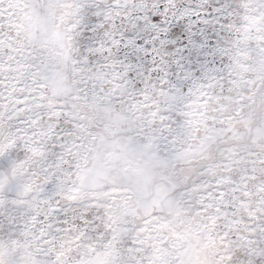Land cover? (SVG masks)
Masks as SVG:
<instances>
[{"label": "snow or ice", "instance_id": "snow-or-ice-1", "mask_svg": "<svg viewBox=\"0 0 264 264\" xmlns=\"http://www.w3.org/2000/svg\"><path fill=\"white\" fill-rule=\"evenodd\" d=\"M0 264H264V0H0Z\"/></svg>", "mask_w": 264, "mask_h": 264}]
</instances>
